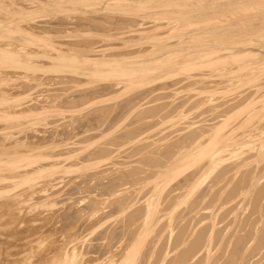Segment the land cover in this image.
Instances as JSON below:
<instances>
[{"label":"bare ground","instance_id":"6f19581e","mask_svg":"<svg viewBox=\"0 0 264 264\" xmlns=\"http://www.w3.org/2000/svg\"><path fill=\"white\" fill-rule=\"evenodd\" d=\"M146 19L153 28L98 44ZM19 79L58 86L34 97ZM182 81L194 93L167 113L137 109L138 95ZM253 161L264 164V0H0V264H264ZM243 198L259 217L226 232Z\"/></svg>","mask_w":264,"mask_h":264},{"label":"rangeland","instance_id":"374dc122","mask_svg":"<svg viewBox=\"0 0 264 264\" xmlns=\"http://www.w3.org/2000/svg\"><path fill=\"white\" fill-rule=\"evenodd\" d=\"M28 2H29V0H25V3H28ZM139 21H140V20H139ZM139 21H138V23L135 24L136 26H132V27L130 26L129 28H124V29H122V30H119L120 32H124L123 34H120V35H119V34H116L117 36L112 37L111 40H104V41H102V42H99L98 44L106 45V47H116L115 44H112V46L107 45V44H108V42H112V43H116V42H117V43H120V42H121V37H123V36L127 37V36H129V35H131V34L137 33V31H136L137 28L142 29L143 26H144L145 28H146L147 26H148V27H152V26H153V23L150 22V21H148L147 19H146V20H141L140 22H139ZM106 24H107V23H106ZM106 24H105V25H106ZM138 25H139V27H138ZM106 26H109V25H106ZM144 27H143L142 30L145 29ZM152 28H153V27H152ZM135 29H136V30H135ZM133 30H134V31H133ZM138 30H139V29H138ZM111 32H112V31H111ZM56 39H57V40H60V39H61V40H67L68 37H60V36H59V37H56ZM107 39H108V38H107ZM95 40H97V39H95ZM117 46H118V45H117ZM119 46H120V45H119ZM112 50H113V49H112ZM119 50H128V48H127V47H125V48H123V49L120 48ZM20 80H21V81H20ZM19 81H20V82H19ZM22 81H24L23 83H24V85H26L25 83H27V82H26L24 79H19V80H18L19 84H22V85H23V83H21ZM49 83H50V82H49ZM49 83L46 84V82H45V83L43 82V83L40 84L39 86H37V87H36V86H35V87H32L31 89H29V87L27 88L28 85H26L25 88H27L28 90L25 89V88L21 85V86L19 87V89H20V90H23V91L27 90L26 93H31V95H32V96L34 95V97H35L36 95H38V94L42 96V95H45V94L48 93V92H53V89H52V90L50 89V88H52L53 86H54V87H55V86H58V85H56V84H49ZM31 84H32V83H31ZM210 84H211V83H210ZM60 85H63V84H60ZM169 85H170V83H169ZM183 86H185V84H184V82L182 81V82L176 83L175 85H172V86H169V87L166 86V88H164V89L162 88V90H161V88H160V89H153V90L150 89L149 91H145V92L142 93L141 95H138L137 98H136V100H135V102L138 101V102H137V103H138V105H137L138 108H137V109L143 108V107H145V106H146L145 109H147L148 106H149V107H150V106H153V107H155V106H160L161 110H160V113H158V115L161 114V113H163V114H164V113H167V112L169 111V109H170L169 107H171L170 104L173 105V104H175L177 101H178L177 103H180V101L182 102V100L185 98V96H184L183 94H186V93H187V94H193V93H194L193 91L185 90V89H186L185 87H184L185 89H183ZM194 86H195V85H194ZM194 86H193V87H194ZM22 87H23V88H22ZM60 87H61V86H60ZM178 87H179L178 90H181V91H177V90H176V88H178ZM47 88H49V89L46 90ZM180 88H181V89H180ZM37 89H38V90H37ZM174 89H175V90H174ZM171 90H172V92H171ZM173 90H174L175 92H176V91H177V92L175 93ZM34 92H35V93H34ZM149 92H150V93H149ZM164 92L166 93V97L164 96V95H165ZM169 93H170V95H171V93H172L173 96L171 95V96H172V97H171V96L169 95ZM144 94H145V96H143ZM149 94H150V95H149ZM154 94H156V95H154ZM163 94H164V95H163ZM146 95H148L149 97L146 96ZM152 95H154V96H152ZM168 95H169L171 98H170ZM180 95H181V96H180ZM41 96H40V97H41ZM140 96H141V99H140ZM151 96H152V97H151ZM167 96H168V97H167ZM183 96H184V97H183ZM187 96H188V95H187ZM187 96H186V97H187ZM36 97H38V96H36ZM150 97H151L152 99H151ZM153 97H155L156 100L153 99ZM162 97H163V98H162ZM177 97H178V99H179L180 101L177 99ZM180 97H182V100H181ZM137 99H138V100H137ZM148 99L151 100V101H149ZM174 99H175V100H174ZM176 99H177V100H176ZM153 100H155V101H153ZM170 100H171V102H169ZM172 100H174V102H173ZM139 101H140V102H139ZM152 101H153V102H152ZM165 101H166V102L168 101V102L166 103ZM175 101H176V102H175ZM127 102H128V104H129V102L131 103L132 100H127L126 103H127ZM143 102H144V104H143ZM142 104H143V105H142ZM165 104H166V105H165ZM139 105H141V106H139ZM167 105H169V106H167ZM165 107H166V108H165ZM167 107H168V108H167ZM114 110L117 111V113H118L119 111H121V109H120V110H119V109H117V110L114 109ZM167 110H168V111H167ZM117 113L115 114L114 111H112V114H113L112 117H116ZM145 113H146V112H144V114H145ZM147 113H149V112L147 111ZM152 113H153V112H152ZM190 113H191V116H192V120H195V119H194L195 117L193 118V116H198V115H199L200 118H203V116L205 115V114H203V113H202L203 115H202V114L200 115L199 112H195V111H193V112L189 111V114H190ZM192 113H193V114H192ZM195 113H197L198 115H197V114L195 115ZM144 114H142V115H144ZM142 115H139V113H138V116H140V118H141ZM146 115H147V114H146ZM148 115H149V114H148ZM201 116H202V117H201ZM206 116L208 117V114H206V115L204 116L203 119H206V118H207ZM199 117H197L196 120H197V119H200ZM156 118H157V115H156V116H153L152 118H149L148 120H153V119L155 120ZM135 120H136V119H135ZM136 121H137V122H135V123L133 124V125L136 124L135 126H139V125H137L139 122L142 123L141 121H138V120H136ZM155 121H156V120H155ZM91 122H93V121H91ZM91 122H90V121H89V123L87 122L86 125H87V124H90V125H88V126H92V127H93V126H94V123H91ZM140 123H139V124H140ZM91 124H92V125H91ZM140 125H142V124H140ZM139 127H140V126H139ZM90 128H91V127H90ZM140 128H144V127L142 126V127H140ZM163 128H164V127H163ZM172 128H173V127H172ZM172 128H171V126H169V127L165 128L163 131H167V129H168L169 131H172V130H171ZM145 129H146V126H145ZM145 129H144V130H145ZM146 131H148V130H146ZM41 132L43 133V131H41ZM167 132H168V131H167ZM46 133H47V132H46ZM120 149L125 150V152H128V151L130 150L129 147H126V146H121ZM127 149H128V150H127ZM242 159H243V158H239L237 161H240V160H242ZM237 161H236V162H237ZM252 163H253V164H252ZM254 163H255V164H254ZM261 164H262V163H256V162H254V161L251 162V163L249 164V166H245V170L247 169V172H246V173L249 172L248 167L250 168L251 165H254V167L251 168V170H253V172H251V173L249 172V173H250L251 175H253L254 177H256L257 179L260 178V177H261V180L264 179V168H263V165H264V164H262V166L260 167ZM258 167H260L261 169L258 168ZM243 168H244V167H242L241 169H243ZM259 169H260V170H259ZM243 170H244V169H243ZM245 170H244V171H245ZM257 170H258V171H257ZM241 171H242V170H241ZM241 171H240V174H241ZM257 172H258L259 174H258ZM242 173H244V172H242ZM249 173H248V174H249ZM256 174H257L258 177L256 176ZM261 175H262V176H261ZM145 187H147V186H145ZM140 195L142 196V194H140ZM140 195H139V196H140ZM139 196H135L134 201L136 202V204H138V203L141 202L140 199H142V198H141V197L139 198ZM137 197H138V198H137ZM247 199H249V200L251 201L250 197H247ZM139 200H140V202H138ZM144 200H145V199L143 198L142 201H144ZM81 201H82V200H81ZM250 201H249L248 204H249V206L251 207L250 204H252V202L250 203ZM84 202H85V201H84ZM232 202H233V200H232V201H228V202H226V204L224 203L223 206L221 205V207H222V208H225V207H227L228 205H230V203H232ZM244 202H248V201L246 200V198H243V199L240 201V203L238 204V206H236V207L234 208V211H232V212L229 214V215H231V216L227 215L229 212H228L227 214H224V217H225V218H224V221H226V222L222 221V222H220V223L217 224V225L219 226V225H221V223L223 224V222H224V224H225V223H227L228 221H231V222H228V223H230V224L228 225V227H227V229H226V232H227L228 230H229V231H232V230H231L232 228H233V230H234V229H235L234 226H237L239 223H241L240 220L242 221V219H245L246 217H247V218H250L251 215L257 216V214H258V216H257V218H258V217H259V213H256V214L254 213V214H253L252 211H251L253 206H252L251 208L248 206V209H244V210H246V212L243 211V208H244V207H245V208L247 207V206L245 205ZM79 203H82V204H83V202H79ZM263 203H264V202H263ZM246 204H247V203H246ZM248 204H247V205H248ZM242 205H245V206L243 207ZM241 206H242V207H241ZM240 208H241V209H240ZM249 209H250V212H248ZM241 211H243V212H241ZM249 213H251V214H249ZM195 214H196V213H195ZM195 214H193V215L191 214V216H190L191 219H192V221H190V222H192V226H191V227L194 226V222H195V221H194V218H195V219H198L197 214H196L195 217L192 218V216H194ZM241 214H242V215H241ZM238 215H241L242 219H240L241 217L238 216ZM249 215H250V216H249ZM187 216L189 217V214L183 216V217H186V218H183V217L180 218V219L182 220V222L187 220ZM227 216L231 217L230 220H229V217H227ZM248 216H249V217H248ZM254 216H252V217H254ZM226 217H227V219H226ZM239 217H240V218H239ZM254 218L256 219V217H254ZM183 219H184V220H183ZM225 219H226V220H225ZM236 219H239V220H238V221H239L238 224H237ZM250 219H252V218H250ZM255 219L253 220L254 223H252V224L257 223V221H256ZM188 220H189V219H188ZM227 220H228V221H227ZM193 221H194V222H193ZM196 221H197V220H196ZM255 221H256V222H255ZM54 222H55V224H54L55 227H59V228H57V229L60 231V228H62V226H61V225H58L59 222H58L57 219H55ZM175 222H176V221H175ZM186 222H188V221H186ZM60 223H61V222H60ZM184 223H185V222H184ZM235 223H236V225H235ZM258 223H259V222H258ZM124 224H125V223H124ZM176 224H177V223H176ZM224 224H223V225H224ZM119 225H120V224H119ZM122 225H123V223L120 225V226H121V227H120L121 229L119 230V232H121V231L124 232V231H125V233H126V231H129V228L131 229V228L135 227V224H134V225L127 226V223H126V224H125V225H126L125 227H127V228H126L127 230H126V229L124 230V227H122ZM198 225H199V224H198ZM256 225H257V224H256ZM132 226H133V227H132ZM232 226H233V227H232ZM128 227H129V228H128ZM195 227H196V226H194L193 229H195ZM197 227H198V226H197ZM197 227H196V228H197ZM215 227H216V226H215ZM123 232H121V234H122ZM38 233H39V234H38ZM68 233H69V232H64V233H63V232H59L58 234H61V236H58V237L64 242V241L67 239V237H68ZM76 233H77V232H76ZM79 233H80V232H79ZM79 233H78V234H79ZM100 233H101V234H100ZM100 233H99V236H97V237H98V238H101V237L103 238V239H100L101 242H103V240H105V241H104L105 244H107V243H109V242L112 243V232H110L111 236H110V234H109V237H110V238L108 237V238H107L108 240L105 239V238L108 236L107 234H108L109 232H100ZM104 233H105V234H104ZM34 234H35L36 236H35V235H32V237L35 236L34 238H36L37 241H40V239L42 238L41 235H40V232H37V233H34ZM37 234H38V235H37ZM58 234H57V232H56V234H55V237H56V238H58V237L56 236V235H58ZM118 234H120V233H118ZM62 235H63V237H62ZM103 235H104V236H103ZM105 235H107V236H105ZM42 236H44V235H42ZM100 236H101V237H100ZM121 236L124 237L125 235H120V237H121ZM44 237H46V236H44ZM104 237H105V238H104ZM56 238H55V239H56ZM59 238L56 239V240L58 241ZM125 238L127 239V236H125ZM110 239H111V241H110ZM123 239H124V238H123ZM41 240H42V239H41ZM106 240H107L108 242H107ZM62 241L59 240L58 242L61 243ZM106 242H107V243H106ZM111 243H110V244H111ZM11 248H12V247H10V249L7 248L8 251H16V249H17V248H16V249H15V248H12V250H11ZM45 248H46V247L42 248V250L45 249ZM7 249H6V251H7ZM14 249H15V250H14ZM103 249H104V248H103ZM45 251H47V249H46ZM102 251H103V250H102ZM12 256L15 257L16 255H15V256L12 255ZM263 260H264V259H263ZM218 262H219V261H218ZM263 262H264V261H263ZM219 263H220V262H219ZM219 263H218V264H219Z\"/></svg>","mask_w":264,"mask_h":264}]
</instances>
